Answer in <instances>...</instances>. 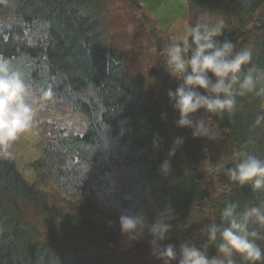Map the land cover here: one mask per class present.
Masks as SVG:
<instances>
[{
    "label": "trees",
    "instance_id": "16d2710c",
    "mask_svg": "<svg viewBox=\"0 0 264 264\" xmlns=\"http://www.w3.org/2000/svg\"><path fill=\"white\" fill-rule=\"evenodd\" d=\"M103 1L0 2V58L23 73L37 97L52 93L37 124L42 148L32 164L37 183L25 181L12 159L0 158V264H121L105 250L41 239L19 201L32 204L49 223L82 228L107 243L124 239L122 214L142 212L151 224L170 206L171 231L163 244L179 250L185 241L206 243L201 229L220 222L226 203L244 207L264 200V192H253L251 185L239 188L214 167L232 166L239 150L264 156V130L251 129L255 115L264 112V83L257 94L238 98L234 116L209 114L210 136L194 138L191 129L175 125L179 114L167 91L178 84L164 79L159 96L128 78L121 52L109 44ZM185 1L192 16L218 13L226 22L220 39L231 40L238 50L251 48L252 63L264 68V0ZM63 114L77 119L80 129L46 119ZM154 133L161 138L155 150ZM175 137H183L184 144L164 176L159 169ZM150 239L145 232L133 245L142 260ZM208 252L215 255L214 248Z\"/></svg>",
    "mask_w": 264,
    "mask_h": 264
},
{
    "label": "clouds",
    "instance_id": "9594fccd",
    "mask_svg": "<svg viewBox=\"0 0 264 264\" xmlns=\"http://www.w3.org/2000/svg\"><path fill=\"white\" fill-rule=\"evenodd\" d=\"M225 23L218 13L204 12L186 27L178 41L163 49L165 71L178 81L175 90L167 91L169 103L179 114L175 125L191 129L194 138L210 136L209 114L234 116L239 109L238 98L257 94V86L264 83V68L252 63L251 48L238 50L231 40L220 39ZM51 101V92L37 97L23 73L0 58V158H14L13 145L33 131L39 123L38 116ZM201 110L207 118H195ZM161 119L166 121L167 114H162ZM251 129L264 130V112L255 115ZM160 143L159 133H154L153 149H158ZM183 144V137L173 139L168 159L159 169L162 175L170 174L171 159ZM232 159V166L217 162L215 170L224 172L239 188L251 185L253 192H264V156L239 150ZM172 218L170 206L151 224L142 212L122 214L119 230L129 246L147 232L151 236V253L163 264H238V260L241 264H264V200L244 207L238 202L226 203L219 214L220 222L212 220L201 229L207 237L201 247L190 240L181 243L179 250L171 243L164 245ZM209 248L215 249V255H209Z\"/></svg>",
    "mask_w": 264,
    "mask_h": 264
},
{
    "label": "rangeland",
    "instance_id": "374dc122",
    "mask_svg": "<svg viewBox=\"0 0 264 264\" xmlns=\"http://www.w3.org/2000/svg\"><path fill=\"white\" fill-rule=\"evenodd\" d=\"M103 2L107 11L109 44L121 52L128 78L146 86L149 90L154 89L159 96H162L164 79H168L170 84H178V81L165 71L166 56L163 54V49L170 42L178 41L186 27L198 18L189 14L186 1L104 0ZM163 104L166 107L168 101L163 99ZM166 114L169 118L168 112ZM201 116H205L203 110L197 113L195 118L199 119ZM46 119L48 122H57L59 126L80 129L77 119L71 120L68 114ZM38 121L41 123L43 120L38 116ZM12 150L14 153L12 160L22 178L28 183H37L38 178L35 177L32 169V164L42 155L41 136L37 126L32 132L22 136L13 145ZM50 190L49 186L46 191ZM19 205L39 230L40 238L43 240L50 238L56 243L71 244L78 249L105 250L116 255L121 264H163L162 260L152 255L150 246L143 250L145 260H142L136 252L137 246H133L137 242L129 246L124 238L120 243H107L94 238L90 232L82 228L73 225L61 226L56 222L49 223L50 218L36 211L32 204L19 201ZM171 264H176V261H172Z\"/></svg>",
    "mask_w": 264,
    "mask_h": 264
}]
</instances>
